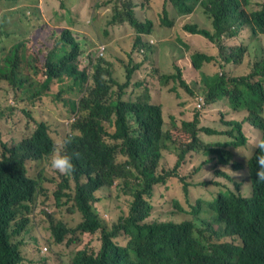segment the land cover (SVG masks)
I'll use <instances>...</instances> for the list:
<instances>
[{"label":"trees","instance_id":"obj_1","mask_svg":"<svg viewBox=\"0 0 264 264\" xmlns=\"http://www.w3.org/2000/svg\"><path fill=\"white\" fill-rule=\"evenodd\" d=\"M39 1L43 6L41 0L33 3L39 5ZM149 1L107 2L105 6L111 5L107 26L113 13V23L131 26L137 34H153L152 22H140L137 13L162 15L155 24L164 33L176 30L180 56L146 55L136 69L133 60L124 63L120 72L99 62L90 74L80 63L85 40L64 27L68 22L54 17L61 37L43 63L30 38L49 25L35 14L34 24L20 7L21 0H0V44L4 46L0 60V264H50L53 256H41L48 245L73 247L76 254L69 264H264V181L256 179V149L249 144L264 133V55L252 62L244 42L248 40L245 30L252 39L264 34V2L250 11L253 0H155L160 6H149ZM196 14L206 20L205 25L185 22V17L191 20ZM60 26L65 28L62 32ZM142 45L138 36L135 48ZM260 50L264 52V47ZM186 56L188 72L201 75L205 86L201 95L183 73L180 60ZM217 67L220 71L212 76L204 73ZM140 70L143 77L135 79L134 71ZM69 79L75 96L64 99L67 90L62 86L53 101L78 114L66 148L76 154L75 170L73 177L58 184L53 207L72 205L81 218L74 229L44 209L41 213L50 221H34L30 214L35 203H45L48 193L44 191L52 180L44 170L30 175L28 168V162H41L50 155L54 140L49 126L36 116L45 115L42 106L52 86ZM164 93L189 99L179 103V113L166 118L160 99ZM220 101L243 118L227 119L221 114L219 126L213 120L214 126L206 125L205 117L211 116L208 109ZM18 115L27 121L26 126L15 121ZM32 123L38 128L36 134L23 137L24 127ZM195 158L199 162L193 169L183 170ZM205 167L236 190H212V174L203 180L197 176ZM226 169L236 176H229ZM114 184L133 201L130 216L111 225L96 207V194ZM244 189L250 191L248 197L243 196ZM157 193L172 206L164 219L151 217V201ZM44 232L49 235L42 236ZM98 232L102 239L97 252L76 248L79 242L93 247L92 239L85 240ZM218 232L239 242L208 245ZM26 233H32L29 247L24 246ZM30 250L38 255L36 260L29 258ZM55 257L65 264L62 254Z\"/></svg>","mask_w":264,"mask_h":264},{"label":"rangeland","instance_id":"obj_2","mask_svg":"<svg viewBox=\"0 0 264 264\" xmlns=\"http://www.w3.org/2000/svg\"><path fill=\"white\" fill-rule=\"evenodd\" d=\"M44 3L45 13L42 12V6L33 3V0H30V3H24L23 0H21L20 7L22 9L26 10V13L31 16L33 20H35L34 24L37 23L36 16H39L43 19L42 22H45L49 27H41L40 29H37L33 35L31 36L30 40L32 42V49L38 54L42 60V62H45V59L47 57V54L51 52L52 48L56 47V40L57 38H60V30L55 29L56 24L53 23L54 17H59L60 21H66L68 24L64 26L65 28H71L70 23L74 21V14L78 10H84L83 15H81V19L83 22V28L80 32L75 33L76 36L79 35L82 37V39L85 40V49L82 51V55L80 57V63L82 65V69H86L92 74L93 67H96V65L99 62L105 63L107 62L111 66L112 72H120L122 71V66L124 63H127L129 65V62L131 58L129 56L132 54L133 46H134V39L131 40L130 44L124 43L122 41H119L118 43L114 44H108L105 40L102 39V35L105 32L106 23L108 22V18L110 16V12H104L106 8H109L111 10V5L105 6L107 2L110 1H116V0H41ZM264 2V0H253L252 7L250 11H253L255 9H258V4ZM56 12V14H55ZM201 13V12H200ZM203 14V13H201ZM45 15V16H44ZM137 15H142L141 12L137 13ZM161 16H149V19L155 21L156 19L160 18ZM112 18V16H111ZM190 17H185V22L189 21H195L201 25H205V19L200 15L196 14L194 17L189 20ZM2 12L0 11V22L2 21ZM182 25V24H181ZM63 26H60L61 32L64 30ZM163 27V25H162ZM244 33L248 36V40L244 41L249 49V59L254 62L259 57V48L264 47V34L260 35L259 38L252 39L250 37V33L248 30L244 31ZM176 30L172 31L171 33H163L160 34V36H155V45L150 46L149 51H146L145 53H135L133 54V60L135 64L138 63L140 59H144L146 55H150L153 58H156L158 55L160 57L163 56L165 58H168L169 56L179 57L180 56V50H181V44L178 39H175V36H177ZM152 38H154V33L152 34ZM59 41V40H58ZM58 43V42H57ZM57 45V44H56ZM101 45H106L107 52L105 54V57L99 56V49ZM3 45L0 44V60L2 56V49ZM181 66L184 68L185 72V78L188 79V83L190 86L197 91L198 94L203 93V89L205 86L201 82V75L200 73H190L188 72L189 62L188 57L186 56L184 59L180 60ZM139 64V63H138ZM219 68H215L212 70H206L204 73L206 75L212 76L216 73H218ZM229 71V67L227 69ZM225 72V71H224ZM223 72V73H224ZM143 77L142 70L139 72H136L135 79H138ZM62 86H66L65 89L67 92L63 95L64 99H71L75 96V89L71 90V82L70 79L65 84H54L51 88L50 96L46 99L45 103L42 106V110L44 111L45 115L41 116L38 114L36 118L38 119H44L47 121V124L49 125V132L53 140H57L61 137H68V135L71 133V126L73 124V119L78 116L76 112L73 111V109H70L67 106H63L62 104L56 105V103L53 101V97L56 96L60 92V88ZM10 98L13 97L12 90H9ZM160 99L162 103L164 104V110L166 118L169 117V114H175L179 113V111L182 109L179 106V103L182 101H187L189 98L183 95L182 99H178L174 93H164L162 96H160ZM11 103V102H10ZM192 106L189 107L190 113H192ZM211 114L210 117H205V124L206 125H213L211 121H214L215 126H219L220 124V118L221 114L227 115V119L234 118L237 120H241L243 118L242 114H232L231 109L229 108V105L226 102H218L213 106H210L208 109V113ZM19 124L22 126H26V120L21 116L18 115L15 119ZM213 125V126H214ZM31 126H27V128L24 127L25 134H22V136L30 135L32 132L28 129ZM256 136V135H255ZM254 139L255 137L249 141V144H252L254 146ZM248 151V150H244ZM166 162V161H165ZM163 162V163H165ZM199 162L198 158H195L193 162L189 163V165H184L183 170L191 171L195 164ZM28 168H29V174L35 175L38 172H43L47 177H49L52 180V183L50 184L49 190L44 191L48 193V196L46 198V201L44 204H41L38 206L37 203H35L34 211L32 212V215L34 217V221L37 223H41L44 219H47L50 221L45 215L41 213V211L44 209L46 212L51 215L52 213L57 216V218L61 219L64 225H67L68 228H76L81 218L80 216L73 210L72 205H66L65 207H62L60 209H57L53 207L55 205V191H57L58 184H60L63 180L61 178L62 175L57 170L53 169L50 166V163H46L45 161L41 162H28ZM226 172L229 176L235 177L236 174L230 170L226 169ZM212 174L211 181H212V190H220L222 192H225L227 190H236L234 189L231 182H229L227 179L218 178L213 174V169L211 167H205L203 168L197 176L200 180L205 179L206 175ZM239 180V179H238ZM240 181V180H239ZM120 181H117L119 183ZM243 196L248 197L250 195V191L248 189H244L242 192ZM99 203L96 204V207L100 210L102 216L113 225V221L117 223L119 221V218L122 216H130L129 214V207L130 204L133 201V197L130 195H125L122 192V189L118 188L115 184L114 186L107 187V189H102L96 194ZM66 202V201H65ZM152 212L151 217L153 218H166L169 215V212L172 208L171 203L164 197L160 196L159 193H157L152 201ZM48 227L49 224H46ZM31 235L32 233H26L25 234V247H29L31 244ZM49 235L47 233H43L42 236ZM40 236V237H42ZM93 240V247L88 246L86 243L79 242L76 245V248L78 250H83L87 248L90 252H97L99 247V240L102 239L101 233L98 232L95 234V236H89L86 238L85 242L88 240ZM43 242V241H42ZM211 243H233L236 244L239 242L237 238L232 237H223L219 234H215L211 241ZM48 248V251L44 253L42 251L41 256L44 259H47L49 256H53L50 264H59L57 261L55 255L62 254L63 259L62 261L65 264L70 263L71 255H75V249L73 247H67V246H44ZM89 248V249H88ZM28 249L26 248L24 250L26 256H28L27 253ZM46 254V255H42ZM29 258L36 260L38 258V255L35 253V251H31L29 253Z\"/></svg>","mask_w":264,"mask_h":264},{"label":"clouds","instance_id":"obj_3","mask_svg":"<svg viewBox=\"0 0 264 264\" xmlns=\"http://www.w3.org/2000/svg\"><path fill=\"white\" fill-rule=\"evenodd\" d=\"M112 17H113V13H112ZM121 25H125V24L124 23H113L112 18H111L110 23L108 24L107 27H114V26H121ZM129 27L132 30H134L131 26H129ZM68 29H70V28H68ZM134 32H135V30H134ZM138 36L141 38V42L143 45L135 48V43H136V39ZM155 43H156V41L154 40V38H152V32H151V34H137L135 32V40H134V46H133L134 48H133L132 54L130 55L131 56L130 61H133V58H132L133 54L139 53V52L145 53L146 51H148L150 46L155 45ZM107 48L108 47L106 45L100 46V49H99V56L100 57H105V54L107 52ZM259 55H264V52H262L260 50V48H259ZM103 64L105 67H107L109 65L107 62H105ZM136 67H137V64L135 65V69H136ZM136 72H139V71H134V74H136ZM76 118L73 119V122L75 121ZM30 129H31V132L32 133L34 132L35 134L38 130V128L36 127V124H33V123H32V126L30 127ZM75 135L77 137H81V134H79V133H76ZM70 143H71L70 137H61V138L55 140L53 142V147L51 149L50 155L45 160H43L46 163H50V166L53 169L57 170L61 174H64L61 176V178H65L67 176L73 177V174H74L75 166L73 163V155H76V154L75 153L70 154L66 151L67 145ZM254 148L256 149V152H255V163H256L255 175H256V179L258 181H264V133H258L255 136ZM46 154H44V155H46ZM245 157L247 158V156H245ZM214 176L216 177V179H218V177L216 175H214ZM223 237H230V236H228L226 234V235H223ZM228 244L229 243H222L221 245H228ZM208 245L214 246L211 242H209ZM43 251H44V249H43ZM46 252L47 251H44V253H46Z\"/></svg>","mask_w":264,"mask_h":264},{"label":"crops","instance_id":"obj_4","mask_svg":"<svg viewBox=\"0 0 264 264\" xmlns=\"http://www.w3.org/2000/svg\"><path fill=\"white\" fill-rule=\"evenodd\" d=\"M149 6H160L158 2L155 0L149 1ZM111 10L109 8H106L104 12H110ZM42 12L45 13V8L42 6ZM84 10H78L74 14V21L70 23V30L77 33L80 32L83 28V22L81 19V15H83ZM45 16V15H44ZM138 19L140 22L144 21H151L154 28V39L155 36H160V34H163L164 31L160 27L159 24H155V21L149 19V16H146L145 14L138 15ZM102 39L105 40L108 44H114L115 42L118 43L119 41H122L124 43L130 44L131 40H135V32L132 30L128 25H121V26H114V27H107L105 32L102 35ZM141 77V76H140Z\"/></svg>","mask_w":264,"mask_h":264},{"label":"built area","instance_id":"obj_5","mask_svg":"<svg viewBox=\"0 0 264 264\" xmlns=\"http://www.w3.org/2000/svg\"><path fill=\"white\" fill-rule=\"evenodd\" d=\"M45 251H47V250L45 249Z\"/></svg>","mask_w":264,"mask_h":264}]
</instances>
